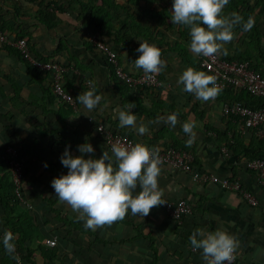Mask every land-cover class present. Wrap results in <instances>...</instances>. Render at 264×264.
Instances as JSON below:
<instances>
[{"label":"crops","instance_id":"0c3cea01","mask_svg":"<svg viewBox=\"0 0 264 264\" xmlns=\"http://www.w3.org/2000/svg\"><path fill=\"white\" fill-rule=\"evenodd\" d=\"M103 1L94 2L105 13L104 28L98 29L93 24L98 17L90 21L88 0H0V33L10 39H26L34 57L63 65V87L74 104L71 107L54 98L47 77L32 74L14 49L0 43V153L6 144L20 149L25 168L22 196L34 210L30 213L19 204L6 212L0 208V228L5 221L14 228L17 245L25 253L22 264H199L203 261L201 251L192 252L189 242L196 229H221L235 236L239 247L234 264H264V192L245 168L256 151L264 156L262 144L239 120L221 115V102L232 98L228 92L202 102L177 84L188 67L202 70L189 51L188 29L171 23L172 0ZM263 5L264 0H245L247 15H240L245 21L252 17L254 26L247 32L237 26L235 38L224 46L227 54L222 55L246 59L264 75ZM37 8L50 11L52 18L37 15ZM53 8L56 10L51 12ZM224 14L228 12L224 10ZM93 36L115 50L120 67L131 75L144 73L133 66L140 55L136 51L139 43L158 47L166 62L155 75L159 85L124 88L91 45ZM89 80L95 82L97 94L103 95L93 111L76 100L89 90ZM240 99L252 108L260 104L243 94ZM129 104L136 105L131 114L136 115L137 124L148 126V133L141 136L135 129L119 126L118 113L128 111ZM260 106L264 108V99ZM173 113L178 119L175 128L167 121ZM88 118L150 149L174 146L189 152L198 171L219 179H237L253 195L255 206L247 205L237 193L209 182H192L189 175L160 165L162 199L184 200L191 206L190 216L178 224L165 217L159 206L143 220L129 210L123 221L96 231L85 229L84 222L77 219L78 213L58 200L51 181L67 174L60 163L66 147L73 157L81 155L77 146L84 143L94 149L93 154H83L85 159H99L104 151L112 156ZM150 120L155 123L148 124ZM186 122L194 124L191 146H186L189 137L181 127ZM5 183H9V177L0 156V193L6 191ZM46 239H54L55 246L45 247ZM0 264H17L6 254L1 241Z\"/></svg>","mask_w":264,"mask_h":264},{"label":"clouds","instance_id":"9594fccd","mask_svg":"<svg viewBox=\"0 0 264 264\" xmlns=\"http://www.w3.org/2000/svg\"><path fill=\"white\" fill-rule=\"evenodd\" d=\"M228 4L229 0H172L171 23L188 29V48L194 56L213 58L218 54L226 55L224 46L235 38L234 29L240 26L247 32L253 28L255 21L252 17L245 21L237 12L224 14ZM136 51L140 55L133 66L143 70L146 80H151L166 67V62L161 59V50L155 45L140 42ZM216 81V76L188 67L179 76L177 84L196 100L207 102L215 100L222 91V86ZM87 84L89 90L80 93L76 100L88 111H93L100 105L103 95L97 94L94 81L89 80ZM135 107V104H129V110L119 111L117 118L121 128L135 129L142 136L148 133L149 128L143 122L137 124L136 115L131 114ZM167 121L170 127L175 128L177 114L169 115ZM181 127L189 137L186 146H191L195 140L194 124L186 122ZM77 149L81 155L73 157L66 147L60 163L67 169V174L53 178L51 187L61 203L78 213L77 219L84 222L85 229L96 231L123 221L129 210L133 216L143 220L151 209L166 204L158 185L161 173L159 149H150L140 143H116L111 148L112 156L104 151L99 159L84 158L83 154L94 153L89 143L78 145ZM13 240V234L6 231L3 247L6 254L18 259L14 255ZM189 242L194 251H201L204 264H233L239 247L237 238L221 229L210 232L196 229L189 236Z\"/></svg>","mask_w":264,"mask_h":264},{"label":"built area","instance_id":"2783aa9c","mask_svg":"<svg viewBox=\"0 0 264 264\" xmlns=\"http://www.w3.org/2000/svg\"><path fill=\"white\" fill-rule=\"evenodd\" d=\"M0 43L17 51L20 59L30 68L46 75L49 81L50 91L55 97L71 107L74 106L72 96L68 94L63 87V78L66 73L64 66L56 61L41 60L34 57L24 38L10 39L0 33ZM90 43L94 49L102 55L109 72H111L114 78L120 81L125 88H151L159 85L156 76L151 80H146L144 78V73L131 75L123 71L120 67L115 50L104 43L99 37L93 36L90 39ZM196 64L199 69L206 72L208 75L217 77V84L222 86L221 92L233 93L235 95L246 94L253 98H264V77L257 70L251 68L248 61H224L220 54H218L213 58L196 56ZM220 112L221 115L227 119L239 120L245 131L264 144V108L251 109L239 101L223 100L220 105ZM87 122L93 124L97 137L110 152L112 145L116 143L136 144L129 137L115 132L111 128L106 127L103 123L94 122L91 118H88ZM205 135L212 136L210 132H205ZM229 143H231V140H229ZM158 149L161 166L167 167L172 172H182L189 175L192 182H209L224 191L237 193L247 205L255 206V198L237 179H219L214 175L198 171L193 166L192 154L183 149H177L172 146H164ZM0 156L8 172L9 183L14 199L28 212H34L33 208L22 196L23 172L17 149L11 145H6L1 149ZM245 168L253 173L257 186L264 192V158L248 159ZM164 201L166 204L160 206L164 216L178 224L182 222L183 218L190 216L192 213L191 206L184 200L175 202ZM6 231L7 230L0 233L1 239H3ZM44 245L47 248H53L55 246V240L46 239ZM191 251L196 252L197 250L194 251L191 247ZM14 255L18 257V259H14L15 262L17 264H22V252L16 245ZM199 264H204V261Z\"/></svg>","mask_w":264,"mask_h":264},{"label":"trees","instance_id":"16d2710c","mask_svg":"<svg viewBox=\"0 0 264 264\" xmlns=\"http://www.w3.org/2000/svg\"><path fill=\"white\" fill-rule=\"evenodd\" d=\"M96 1H99L101 4L102 3H104V1L103 0H88V4H89V9H90V11H91V13H92V15H90L89 17H90V21L92 22V19H94L95 17H98V20L97 21H93V24H94V26L95 27H97L98 29H101V28H104V18H103V16H105V13H104V11H103V9H102V7L101 6H97L95 3H96ZM95 2V3H94ZM42 1H40V3L39 4H41L42 5ZM38 4V5H39ZM81 5V4H80ZM96 5V6H95ZM49 4H45L44 5V7L45 8H49ZM82 7V6H81ZM45 10V9H44ZM44 10H40L39 8H37V15H39V16H42L43 18H47V20L51 17L52 18V14L53 13H50V11H44ZM53 10H56V9H52L51 10V12L53 11ZM58 11H57V13H59V9H57ZM226 12H228V13H231V12H237V13H239V14H241V15H244L245 17H246V15H247V12H245V0H229V4L225 7V9H224ZM263 10H264V5H263ZM50 20V19H49ZM19 38H22V37H19ZM18 39V38H17ZM8 48V47H7ZM10 48V47H9ZM11 49V48H10ZM15 53H17V51L15 52ZM17 55H18V53H17ZM220 56H221V58L224 60V61H231V60H245V61H247L246 59H229V58H226V57H224L222 54H220ZM18 57H19V55H18ZM19 59H20V57H19ZM21 60V59H20ZM22 61V60H21ZM23 62V61H22ZM249 62V61H248ZM27 67H28V69H29V71L32 73V74H41V73H39V72H37V71H35V70H33L32 68H30L25 62H23ZM58 63V62H57ZM60 64V63H59ZM250 64V63H249ZM63 66V65H62ZM250 67H251V65H250ZM252 68V67H251ZM259 72V71H258ZM263 77H264V75L261 73V72H259ZM110 74L112 75V73L110 72ZM46 76V75H45ZM47 77V76H46ZM112 77L114 78V76L112 75ZM48 79V78H47ZM115 79V78H114ZM116 81H118L117 79H115ZM124 88H125V86L120 82V81H118ZM139 88H145V87H139ZM138 89V88H137ZM50 90V89H49ZM50 93L52 94V92L50 91ZM222 93V92H221ZM223 93H227V92H223ZM53 95V94H52ZM229 95H231L232 96V98H229V99H225V100H229V101H239V102H241V99H240V94L239 95H235V94H233V93H229ZM243 95H245L246 97H247V99H249V100H253V101H256V102H258V103H262V99H264V98H253V97H250V96H248V95H246V94H243ZM53 97L54 98H56V99H58L57 97H55L54 95H53ZM58 100H60V99H58ZM243 105H245V106H247V107H249V108H251V109H260V108H263L262 106H260V104L258 105V107H256V108H252V107H250L248 104H245V103H243V102H241ZM94 128V127H93ZM122 135H124V134H122ZM126 136V135H125ZM128 137V136H127ZM261 143V142H260ZM262 144V147H260L261 149H264V144L263 143H261ZM6 145H9V144H6ZM6 145H4V146H6ZM3 146V147H4ZM11 146H13V145H11ZM2 147V148H3ZM13 147H15V146H13ZM172 147H174V146H172ZM16 149H17V152H18V156H19V160H20V163H21V166H22V172H23V177H22V184H23V179H24V165L22 164V161H21V156H22V153L20 152V149L19 148H17V147H15ZM174 148H176V147H174ZM251 158H264V156L259 152V151H256L255 152V154L254 155H252L251 156ZM251 158H249V159H251ZM4 186H5V188H6V191L4 192V193H0V208L3 210V212H6V209H8L10 206H14V205H18V203H17V201L14 199V196H13V194H12V189H11V185H10V183H5L4 184ZM5 230H7V231H10L12 234H13V236L15 235L14 233H16L15 232V230H14V228L11 226V224L10 223H8V222H6L5 221V223L1 226V228H0V233L2 232V231H5ZM2 240L3 239H1L0 238V241L2 242ZM20 250H21V252H22V256H21V260H23L24 259V257H25V253H24V251L17 245V240L15 239V237H14V240L12 241ZM3 244V243H2Z\"/></svg>","mask_w":264,"mask_h":264}]
</instances>
